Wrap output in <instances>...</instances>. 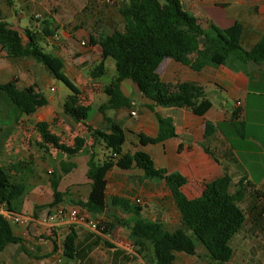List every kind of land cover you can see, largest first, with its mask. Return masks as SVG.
<instances>
[{
  "label": "crops",
  "instance_id": "0c3cea01",
  "mask_svg": "<svg viewBox=\"0 0 264 264\" xmlns=\"http://www.w3.org/2000/svg\"><path fill=\"white\" fill-rule=\"evenodd\" d=\"M215 5L209 16L210 20L223 29L239 22L243 27L241 44L244 49L254 48L264 38V0H222ZM62 34L72 42V50L81 53L78 59L82 63L93 58L99 64L102 48L90 43L91 36H98L96 33L89 34L88 42L78 41L66 31ZM53 37L52 45L56 47L62 37L57 34ZM82 42L89 47L82 46ZM6 73L4 71L3 76ZM157 73L162 81L172 85L191 82L202 86L205 98L212 103V107L204 115L198 116L185 108L158 106L145 98L134 82L124 80L121 91L130 100L131 106L108 108V98L104 99L102 90L105 84L100 83L101 77L94 79L91 76L86 87L79 89V94L72 92V97L83 101L81 105L90 107L93 112L89 114L85 124L77 121L82 127V132L78 135L86 139L87 147L79 155L68 157V163L66 162L74 165L64 178L71 187L69 193L62 190L61 178L59 191L63 193L62 200L57 206H52L54 197L51 186L42 183L28 185L23 214L30 217L31 222L26 227L12 224L14 234L21 241L7 246L0 253V264H60L53 259V254L58 251L64 254L63 241L72 233L77 235V242L82 247H87L96 238H100L105 252L112 253L107 260H93L94 251L88 250L84 264H129L126 259H135L138 264H154L152 254L148 257L145 253L140 254L131 241L130 226L135 223V216L110 206L109 201L113 196L128 199L132 203L140 198L143 220L156 222L161 212L160 223L169 232L184 227L183 215L168 184L165 181L148 180L139 168H113L107 175L106 210L92 212L88 209L91 181L87 177V171L90 154L101 161L110 154L104 148L102 140L94 141L91 133L86 130V125H89L93 129L108 132L109 123L105 121L102 110L125 130L123 152L133 154L142 149L152 157L156 166L184 177L186 183L181 191L187 199L201 197L208 183L225 174L232 180L229 189L231 194H235L238 188L243 189L240 207L245 211L246 217L243 226L232 239L234 252L231 259L218 262L211 258L203 244L196 242L197 253H177L174 264H264V68L250 65L243 69L227 61L218 67L207 66L196 72L172 58H165ZM98 97L102 98L99 104ZM30 116L25 114L26 119ZM161 120L172 122L176 137L141 146L138 135L157 138ZM208 123L215 127V131L207 138ZM28 127L30 125H26L25 129ZM39 136L37 135V139L41 141ZM7 146L8 144L3 149L1 144L0 160L2 152L6 149L7 153L10 151ZM206 147L212 154L206 151ZM9 165L10 168L14 165L21 167L18 162L11 161ZM18 176L16 175L17 179L23 178ZM59 208H80L90 219L99 221L103 229L111 230L104 234L86 225L51 222L48 216ZM45 236L49 240H44ZM46 254L47 258H43ZM28 255L32 256L31 261ZM65 264L70 263L65 261Z\"/></svg>",
  "mask_w": 264,
  "mask_h": 264
},
{
  "label": "trees",
  "instance_id": "16d2710c",
  "mask_svg": "<svg viewBox=\"0 0 264 264\" xmlns=\"http://www.w3.org/2000/svg\"><path fill=\"white\" fill-rule=\"evenodd\" d=\"M127 0L122 8L125 20L123 30H114L110 34L91 36L90 43L102 48L101 60L92 72L94 79L106 74L105 61L112 58L116 63L117 76L111 83L102 87L108 97L107 107L120 109L130 107V100L121 91L124 80L134 82L141 94L162 107L185 108L198 116L207 113L212 103L205 98L204 88L195 83L186 82L172 85L161 80L157 69L165 58H172L196 72L207 66L218 67L227 61L238 67L248 68L250 65L264 68V38L254 48L246 50L241 44L243 27L236 22L231 27L220 28L210 20L198 18L183 7V0ZM53 22H45L41 30L42 39L55 35ZM27 42L20 33L0 18V45L11 58L32 57L41 63L57 80L62 81L74 94L79 88L65 74V64L58 56L45 52L39 43L38 31L26 30ZM41 36V35H40ZM18 80L0 84V89L26 115L34 114L38 108L48 104L42 93L33 88L23 90L17 87ZM68 116L79 122L87 121L91 108L85 106L72 107L64 105ZM104 119L109 123L108 132L93 129L86 125L94 141L101 139L104 148L110 152L104 160H96L90 154L87 177L91 181L88 196V209L92 212H103L107 208V175L115 167L122 170L139 168L148 180L165 181L170 187L177 205L183 215L184 227L169 232L159 222H146L142 218L143 207L130 200L113 196L109 205L125 214L134 215L135 223L130 226V238L140 254L147 257L152 254L154 264H174L177 253L195 255L196 242L205 246L211 258L218 262H227L233 255L232 239L245 222V211L240 207L244 196L242 188L235 194L229 192L231 177H223L208 183L201 197L189 200L181 191L186 183L184 177L169 173L156 166L152 157L142 149L132 153H124L126 143L125 130L102 110ZM36 129L43 149L59 150L67 157L79 155L87 147L86 139L77 137L72 146L60 144L59 138L52 133L46 122L38 123ZM215 131L208 123L206 137ZM141 146L164 142L176 137L175 127L170 120L160 121V132L157 138L139 134ZM180 149V148H179ZM206 151H211L206 147ZM62 172L68 173L73 164H63ZM60 176H55L50 183L57 206L63 193L59 191ZM28 186L14 179L0 163V207L16 214H23ZM111 228L113 226H110ZM111 229H102L101 233H109ZM102 243L100 238H96ZM21 239L14 234L12 224L0 215V253L9 245L20 243ZM92 243V244H93ZM92 244L87 246L94 250ZM98 245V244H97ZM64 256L78 259L83 249L77 242V235L72 233L63 241Z\"/></svg>",
  "mask_w": 264,
  "mask_h": 264
},
{
  "label": "rangeland",
  "instance_id": "374dc122",
  "mask_svg": "<svg viewBox=\"0 0 264 264\" xmlns=\"http://www.w3.org/2000/svg\"><path fill=\"white\" fill-rule=\"evenodd\" d=\"M160 1L165 3L164 0ZM125 2L127 0H0V18L10 28L20 33L24 43L28 40L27 29L40 32L41 36H37L44 51L63 60L65 74L82 90L90 81L91 74L98 63L94 62L93 58L82 63L78 59L81 53H75L72 50V42L65 39L62 33L63 31L69 32L74 39L88 42V36L91 33L110 34L114 30H123L125 20L121 11ZM220 2L222 0H183V7L198 18L210 20L209 16L216 7L215 4ZM45 22H53L54 29L59 27L55 34L61 36L62 39L56 47L52 45L54 37H50V40L42 39L41 30ZM29 23L32 25L29 26ZM85 47L89 45L86 44ZM105 68L106 74L99 81L102 84H109L117 76L115 61L112 58L107 59ZM4 71L7 72L5 76H3ZM14 80H18L20 90L33 88L36 92L42 93L48 100V104L43 108H38L29 119H26L25 113L0 89V146L2 144L4 149L8 144L6 148L10 149L8 153L7 149L2 152L0 162L13 180L17 179L16 175L17 177L20 175L23 178L18 181H22L27 186L37 183L51 186L50 181L56 175L60 176L62 178L61 188L68 194L71 187L64 180L66 174L61 171L68 157L59 150L52 148L46 150L39 146L36 126L41 122L49 123L51 131L59 138L60 144L65 146L71 144L72 146L75 139L80 137L78 134L82 132V127L78 125L75 118L65 113L64 105L67 103L69 106L78 107L82 106L83 101L72 97V91L62 81L55 79L37 60L32 57L11 58L0 45V84ZM103 97L108 98L106 95ZM101 101L102 98L98 97L97 104ZM92 112L93 109L90 115ZM39 115L42 119H39ZM26 125L30 127L25 129ZM11 161L18 162L22 168L17 165L10 168ZM45 237L44 240H49V237ZM39 238L42 239V237ZM94 243L92 244L95 247L92 250L94 251L93 260L111 258L112 253L105 252L106 249L102 243H96V245ZM84 247L78 259L71 260L65 258L63 254L64 261L60 264H65V261H69L70 264H84L88 255V249L85 245ZM47 256L46 254L43 258ZM28 259L31 261L32 256L28 255ZM126 260L129 264H138L135 259Z\"/></svg>",
  "mask_w": 264,
  "mask_h": 264
},
{
  "label": "built area",
  "instance_id": "2783aa9c",
  "mask_svg": "<svg viewBox=\"0 0 264 264\" xmlns=\"http://www.w3.org/2000/svg\"><path fill=\"white\" fill-rule=\"evenodd\" d=\"M56 39L57 40L59 39L58 36H56ZM81 45L85 46L86 43L82 42ZM52 90L55 91V88L52 87ZM39 119H42L41 115H39ZM136 203L141 204L142 203L141 199L140 198L137 199ZM0 215L3 216L5 220H7L9 223L13 225H20L26 227L31 222L30 217L26 215L12 213L7 209H5L4 207H0ZM263 215H264V210H263ZM48 219L54 223L67 222L69 224L86 225L96 232H100V230L103 229L99 221L90 219L87 216V213L80 208H72L71 210L65 208H59L54 213H51L48 216ZM62 256H63L62 253L58 251L53 254V259L57 263H62L63 261ZM32 264H37V263H32Z\"/></svg>",
  "mask_w": 264,
  "mask_h": 264
},
{
  "label": "water",
  "instance_id": "95a60500",
  "mask_svg": "<svg viewBox=\"0 0 264 264\" xmlns=\"http://www.w3.org/2000/svg\"><path fill=\"white\" fill-rule=\"evenodd\" d=\"M160 208V207H159ZM160 216H161V212H159V214H158V220H156V222H160L161 220L159 219L160 218Z\"/></svg>",
  "mask_w": 264,
  "mask_h": 264
}]
</instances>
